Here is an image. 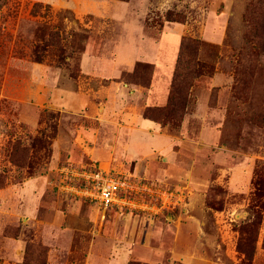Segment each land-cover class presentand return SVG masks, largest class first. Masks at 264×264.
Here are the masks:
<instances>
[{"label": "rangeland", "instance_id": "obj_1", "mask_svg": "<svg viewBox=\"0 0 264 264\" xmlns=\"http://www.w3.org/2000/svg\"><path fill=\"white\" fill-rule=\"evenodd\" d=\"M81 5L87 9L75 12ZM212 6L227 15L212 14L203 38ZM173 24L189 25V33L165 31ZM181 39L188 49L179 69ZM115 59L117 67L140 60L135 65L147 70L144 77L127 74L135 65L123 71L119 81L133 87H144L151 71L153 83L157 63L170 78L167 98L177 73L179 106L159 124L195 140L205 124L206 142L176 143L193 164L191 177L145 179L154 193L174 197L165 205L155 194L132 197L124 210L113 209L121 214L118 228L95 205L55 186L61 165L93 160L75 140L87 118L52 105L54 84L45 74L76 79L81 60L84 69L105 73ZM121 169L132 171L133 163ZM90 212L98 214L93 222ZM70 218L82 226L64 243ZM110 229L121 239L135 229L139 241L155 231L151 244L166 256L176 249L194 252L202 264H264V0H0V264H85L93 240ZM176 233L193 237L175 248Z\"/></svg>", "mask_w": 264, "mask_h": 264}, {"label": "crops", "instance_id": "obj_2", "mask_svg": "<svg viewBox=\"0 0 264 264\" xmlns=\"http://www.w3.org/2000/svg\"><path fill=\"white\" fill-rule=\"evenodd\" d=\"M102 3H105V1ZM124 3L128 5L126 2L121 4ZM214 8L212 6L205 11L206 22L203 24L201 32L203 38L206 34V23L212 14H219L224 18L227 15L226 9L218 11ZM82 9L87 8L81 5L80 10L74 8V11L81 13ZM94 12L97 16L104 14V11L101 10L95 9ZM111 12H113L112 9ZM166 28L168 30L165 31L171 30L177 33V37L188 34L190 29L189 25L182 24L168 25ZM142 32H144L143 28ZM141 36L139 42L145 38L143 33H141ZM141 60L147 61L145 58H141ZM137 61L140 60H128L125 66L117 67V59H115L113 66L109 68L110 71L113 70L103 73L91 69L88 65L87 69H84L81 60V73L76 79L69 77L67 73L62 75L63 71L62 73L45 71V74L49 76L55 86H52L50 93L55 101L52 105L64 111L80 114L82 117L87 118L89 122L88 126L78 128L75 139L76 143H83L84 156L93 160V163L82 166H95L102 170H113L142 179L151 177L165 180L188 179L191 177L192 171L190 167H193V164L189 166L190 161L180 157L181 155L174 150V146L176 143H181V146H184L187 143H197L199 140L206 143L202 137L205 124L198 134L199 140H195L189 138L183 132L179 134L171 132L168 125L163 126L144 118L142 112L146 107L152 104L164 105L167 102V87L170 78L166 75V71L161 69L158 71L157 63H153L156 66V74L151 87H133L130 84L119 81L118 79L123 71L131 70ZM205 113L207 114V111ZM185 122L186 120L182 123L183 127H185ZM125 161L133 163L134 169L132 171L126 169L118 170L120 166L125 168ZM63 167L65 165H61V168L59 167L57 170ZM54 183L58 192H67L66 194L77 197L74 193L61 186L59 174L58 179ZM78 199L95 205L100 217H105L106 215L113 217L110 227L116 226L118 228L120 226L118 223L120 222L121 214L116 213L114 210H124L122 207L111 206L104 211L94 201L81 197H78ZM72 211L74 214V208ZM128 215H130V212ZM66 217L67 214H64L62 220ZM97 217L98 214L90 212L88 220L93 222V219ZM76 218L75 220L70 218V221H72L69 223L70 227H66L62 231L64 243L70 241L72 229L82 226L76 222ZM57 223L60 224V222ZM115 223L117 224L115 225ZM88 226L89 229L95 228L92 224L85 226V229H88ZM112 231L113 229H110L109 235H101L100 238L93 240L94 242L85 258V264H128L133 259L141 260L146 264H176L175 260L177 258L185 264H202L203 262V258L194 252H184L181 255H177L176 249H174V251H169L167 256L166 253H161L159 248L151 244V236H155V231L148 232L140 241L136 239L135 229L128 232V238L125 237L123 239L118 238ZM195 234L196 236H192L193 238L200 236L198 232H195ZM192 237L185 238L176 233L173 239L175 248L178 243H184Z\"/></svg>", "mask_w": 264, "mask_h": 264}, {"label": "built area", "instance_id": "obj_3", "mask_svg": "<svg viewBox=\"0 0 264 264\" xmlns=\"http://www.w3.org/2000/svg\"><path fill=\"white\" fill-rule=\"evenodd\" d=\"M61 186L74 195L94 201L106 211L111 206L124 207L135 200L132 197L157 195L165 205L174 196L172 192L157 190L146 182L134 176L119 173L113 170L106 171L95 166H81L79 168L67 165L58 171Z\"/></svg>", "mask_w": 264, "mask_h": 264}, {"label": "trees", "instance_id": "obj_4", "mask_svg": "<svg viewBox=\"0 0 264 264\" xmlns=\"http://www.w3.org/2000/svg\"><path fill=\"white\" fill-rule=\"evenodd\" d=\"M187 47L185 46L184 42H182L181 39V43H180V49H179V54H178V61H177V68H181L182 66H185V62L182 60V56L184 54L185 51H187ZM188 64V63H187ZM153 69V67H152ZM127 74H137V76L140 77V75L142 77L148 75L147 70H144L141 68V66L139 65H135L134 68L132 69V71H130ZM153 77V71H151V73H149V78L148 80L145 81L144 83V87L149 88L152 84V78ZM177 78V73L173 74L172 80H171V91H173V93H170L168 98H167V102L165 105L163 106H148L145 108L144 112L142 113V116L146 119H150L152 121H155L157 123H161L159 120V117L164 118L165 116L171 114V112L174 110V108L178 107V102H177V96L175 94V87L173 88L174 82ZM120 79H123V73L121 74ZM136 83V85H140L137 82H134V84ZM131 84V83H128ZM142 86V85H141ZM262 248L264 249V233H263V240H262ZM246 255H248L247 252H245ZM131 264V261L128 263Z\"/></svg>", "mask_w": 264, "mask_h": 264}]
</instances>
